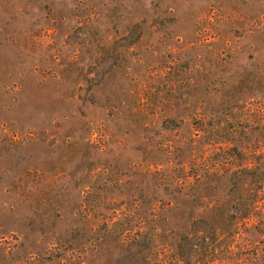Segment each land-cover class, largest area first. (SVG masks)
<instances>
[{"label": "rangeland", "instance_id": "1", "mask_svg": "<svg viewBox=\"0 0 264 264\" xmlns=\"http://www.w3.org/2000/svg\"><path fill=\"white\" fill-rule=\"evenodd\" d=\"M199 219L192 264L264 251V0H0V264H188Z\"/></svg>", "mask_w": 264, "mask_h": 264}, {"label": "trees", "instance_id": "2", "mask_svg": "<svg viewBox=\"0 0 264 264\" xmlns=\"http://www.w3.org/2000/svg\"><path fill=\"white\" fill-rule=\"evenodd\" d=\"M260 192L261 191H258L256 195L258 194L261 198L262 192L261 193ZM257 217L258 215H256L255 212L253 213L252 211H250L245 213V215H243L240 218H234V219L225 218L224 221L234 222L235 228L237 229L236 233H238L239 226L241 223H243V221L246 220L254 221L257 219ZM199 220L202 222V225H200L197 229H195V231H193L194 233L191 234L190 237H185L184 239H182L183 241L179 242L177 245L178 256L181 258L180 260L182 263L192 264V262H194V254L197 252L196 249L199 250L201 249L209 253L211 252L213 257L212 261L215 260V258L217 259V257L214 254L218 244L217 241L221 237L219 229L215 228L213 224L210 225L203 219H199ZM256 225L251 224L250 228L256 229L257 228ZM260 236L264 237V231L261 232ZM251 251L252 252L248 254L249 257L247 256L244 257L243 264L249 262L251 264H259L260 258L262 257L264 258V251L260 250L259 247H256L254 245Z\"/></svg>", "mask_w": 264, "mask_h": 264}]
</instances>
